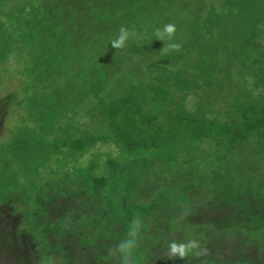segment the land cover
<instances>
[{
	"label": "trees",
	"instance_id": "1",
	"mask_svg": "<svg viewBox=\"0 0 264 264\" xmlns=\"http://www.w3.org/2000/svg\"><path fill=\"white\" fill-rule=\"evenodd\" d=\"M205 7L181 39L174 36L173 42L181 45L178 51H162L164 44L153 38L148 46L150 74L138 79L130 74L131 83L120 97L106 87L109 69L100 62L80 72L93 91L90 119L78 121L73 113L64 125L49 127L51 101L38 92L29 96V112L41 108L36 111L39 124L23 127L25 133L39 131L34 154L44 149L46 154L27 169L40 173L42 186L26 196L25 204L33 212L28 230L43 240L47 259L57 254L62 264H121L119 254L109 255L108 250L139 218L143 223L134 264H264V168L243 179L233 174L248 155L264 156V0H215ZM43 13L37 0H0V24L9 30L0 39L20 28L23 39L34 46L62 45L50 39L49 30H62L64 39L68 26L47 23ZM56 65L55 58L46 60L40 72ZM75 69L78 73L81 68ZM105 124L109 133L101 130ZM47 126L51 131L45 135ZM25 133L7 149L29 143ZM174 133L186 139L174 145ZM253 139L257 143L250 150ZM99 144L113 149L105 152ZM181 147L186 154L174 150ZM198 148L205 166L199 163ZM116 149L122 157L114 155ZM54 156L55 166L44 164ZM164 163L179 171L166 176ZM160 170L163 180L156 179ZM183 180L182 193L173 194ZM231 189L240 190L239 195L231 193L233 203L228 201ZM225 203L228 207L221 209ZM185 209L190 215L203 209L200 222L206 213L208 221L215 217L219 225L210 233L217 240L196 233L192 218L182 217ZM188 238L199 240L208 254L168 259L169 242Z\"/></svg>",
	"mask_w": 264,
	"mask_h": 264
},
{
	"label": "rangeland",
	"instance_id": "2",
	"mask_svg": "<svg viewBox=\"0 0 264 264\" xmlns=\"http://www.w3.org/2000/svg\"><path fill=\"white\" fill-rule=\"evenodd\" d=\"M214 1L37 0V6L40 5L44 10L42 15L47 23L68 26V37L64 39H60L62 30H49L50 39L62 45L52 46L53 49H48L44 44L34 46L32 40L23 39L20 28L16 29L14 34L0 39V48L5 49L0 52L7 53L4 54L5 56L0 55V264L63 263L61 255H50L47 259L45 249L42 247L43 240L28 230L33 212L25 204L26 196L35 194L42 186L40 183L42 180H37L40 173L39 175L34 171L28 173L27 169L37 166L42 156L44 159L46 154L45 149L39 150L40 154H34V151L38 152L35 147L39 131L25 133L26 127L33 129L38 126L36 111H41V108L34 107L31 109L34 114L29 112L33 103L30 99L28 100L29 96L38 92L51 101L53 116L49 121V127L64 125L74 118L73 113H76L77 118L74 119L78 121L90 119L89 112L94 104L93 91L89 84L82 80V78L85 79L86 74L80 72L90 70L93 62H100L106 70L109 69L106 75V87L110 88V93H119L117 97H120L131 83L130 74L137 79L143 76L148 77L150 74L148 46L153 43V38L157 39L155 29L158 25L174 24L176 27L174 36L181 39L195 24L198 11ZM251 1L257 4V0ZM205 9L206 7L204 12ZM121 26H126L136 35L127 41L125 48L114 49L110 42L118 35ZM7 31L9 30L6 25L0 24V35L6 34ZM146 37L148 43L144 39ZM159 41L164 44V41ZM25 46L33 50L28 48L31 52H27ZM144 52L147 53L144 54ZM53 53L57 54V58L52 57ZM51 58H55L56 67L44 73L40 72L41 64ZM77 67L81 69L77 71L78 73H74ZM84 90H86L85 94ZM192 99L193 96L190 97V105H192ZM49 127L47 126L45 135L51 131ZM101 130L109 133L108 125L105 124V128ZM23 133H25V139H29L30 142L20 148L8 147L7 149V145ZM171 138L173 144L177 141L180 144V138L184 140L186 135L174 133ZM189 142L186 140V144L189 145ZM256 143L253 139L248 148L252 150ZM182 147L174 150L186 154L187 148ZM112 149L111 145L101 147V150L105 152H111ZM115 153L117 154L114 155L122 157L120 150L116 149ZM196 155L200 158L199 163L205 166L207 160L204 154L200 153V148L196 151ZM246 162L243 167L237 165L233 171V174L239 175L241 179L246 178L245 176L250 177L251 172L257 167L264 168L263 154H250ZM55 163L54 156L44 164L55 166ZM162 169L166 176L175 175L179 171L172 163H164ZM161 170L157 173L158 180L164 179V172ZM43 175L44 172L41 173L42 177ZM183 187L184 180L178 181L174 189L172 188L173 194L180 195ZM231 193L239 195L240 190L231 189L227 193L230 198L228 201L233 203L235 197ZM227 207L228 204L225 203L221 209ZM203 211L200 209V212L196 214L187 215L194 221L190 227L200 235L210 234L216 241L217 238L212 237L210 231L219 225L218 220L214 217L213 220L208 221L210 214L206 213L205 218L200 222L198 217ZM145 224L148 225V220ZM142 232L148 236V229ZM219 249L217 245L216 250Z\"/></svg>",
	"mask_w": 264,
	"mask_h": 264
},
{
	"label": "clouds",
	"instance_id": "3",
	"mask_svg": "<svg viewBox=\"0 0 264 264\" xmlns=\"http://www.w3.org/2000/svg\"><path fill=\"white\" fill-rule=\"evenodd\" d=\"M175 32L176 27L172 23L164 25L162 29H155V36L157 39L164 41L162 51H178L180 49L181 45L173 42ZM135 35L136 33L134 31H130L126 26H121L118 35L113 38L110 43L114 49H123L126 47L127 41ZM189 212V209H185L182 212V217L187 216ZM140 231V219L133 218L129 225L126 237L108 250L109 255L119 254L121 264H134V252L138 245ZM190 254L196 258H200L201 256L208 254V249L206 246H202L200 241L195 238H188L184 241L173 240L169 242L168 259H186Z\"/></svg>",
	"mask_w": 264,
	"mask_h": 264
}]
</instances>
